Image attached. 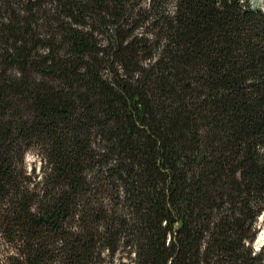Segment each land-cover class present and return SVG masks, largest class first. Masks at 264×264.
Segmentation results:
<instances>
[{"label":"trees","instance_id":"obj_1","mask_svg":"<svg viewBox=\"0 0 264 264\" xmlns=\"http://www.w3.org/2000/svg\"><path fill=\"white\" fill-rule=\"evenodd\" d=\"M261 216L264 4L0 0V264H264Z\"/></svg>","mask_w":264,"mask_h":264},{"label":"rangeland","instance_id":"obj_2","mask_svg":"<svg viewBox=\"0 0 264 264\" xmlns=\"http://www.w3.org/2000/svg\"><path fill=\"white\" fill-rule=\"evenodd\" d=\"M259 2H261L262 4H264V0H258ZM258 233H257V237L259 236V234H261L264 231V216H261L259 218V222H258ZM264 244V239L263 242L261 243V245H259L258 247H256V243L253 242L252 244V248L254 251H258L260 249V247Z\"/></svg>","mask_w":264,"mask_h":264},{"label":"bare ground","instance_id":"obj_3","mask_svg":"<svg viewBox=\"0 0 264 264\" xmlns=\"http://www.w3.org/2000/svg\"><path fill=\"white\" fill-rule=\"evenodd\" d=\"M264 239V231L259 235L257 241H256V247H258L259 245H261V243L263 242Z\"/></svg>","mask_w":264,"mask_h":264}]
</instances>
